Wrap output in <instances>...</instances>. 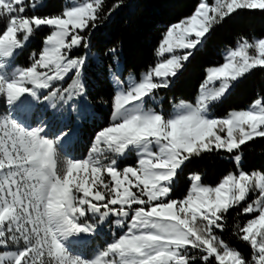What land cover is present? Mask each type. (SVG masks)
<instances>
[{
  "label": "snow or ice",
  "instance_id": "snow-or-ice-1",
  "mask_svg": "<svg viewBox=\"0 0 264 264\" xmlns=\"http://www.w3.org/2000/svg\"><path fill=\"white\" fill-rule=\"evenodd\" d=\"M105 5L66 0L59 13L38 15L43 0H0V100L13 109L35 102L58 112L84 96L91 32L122 0ZM238 11H264V0H199L162 33L154 63L138 76L123 73L116 49H109L110 119L84 157L62 153L68 132L48 136L44 119L28 126L11 112L0 114V264H264V172L242 167V146L264 138V97L214 114L236 82L264 68V36H240L223 64L206 68L194 103L181 100L167 115L154 107L157 92L206 35ZM43 27L49 32L30 65L15 64L17 51ZM80 48L85 52L73 56ZM221 150L233 170L214 186L191 174L186 191L174 196L186 162ZM128 153L136 163L121 167ZM234 208L240 211L231 234L250 247L249 257L218 234ZM105 224L119 234L112 231L90 258L67 247Z\"/></svg>",
  "mask_w": 264,
  "mask_h": 264
},
{
  "label": "trees",
  "instance_id": "trees-1",
  "mask_svg": "<svg viewBox=\"0 0 264 264\" xmlns=\"http://www.w3.org/2000/svg\"><path fill=\"white\" fill-rule=\"evenodd\" d=\"M114 2L115 0H106L105 7ZM198 2L199 0H122L121 7L91 32V47L83 74L85 95L74 99L62 111V115L68 117L69 125L71 120L74 121V135L69 136L71 142L64 144L65 149H70L74 144L78 150L86 153L96 132L109 122L113 87L108 71L112 56L108 50L116 49L115 55L122 65L123 73L138 76L154 63V49L162 33L169 25L190 16ZM65 3L66 0H45L43 7L35 12L38 15L59 13ZM48 32L47 28L40 29L31 42L16 54L14 63L29 66L30 53L39 52L42 37ZM240 36H264V11H238L206 35L204 43L194 50L169 87L158 91V97L162 99L161 105L166 110L165 115L172 104L181 100L194 103L199 86L205 78V69L221 65L223 54L227 48L235 46V41ZM84 52L80 48L74 50L72 55L77 56ZM259 97H264V68H256L236 82L224 99L215 106L214 114L223 116L230 110L247 108ZM242 154V167L245 171L264 172V138H255L242 146ZM229 155L224 151L205 153L202 157L186 162L175 180L174 196L179 197L186 191L190 183L189 176L194 173L202 176L204 184L214 186L225 173L234 168ZM239 211V208L229 211L227 229L221 236L230 245L238 248L245 257H249L250 247L231 234L233 222L237 218L236 213ZM248 218L239 217L241 221Z\"/></svg>",
  "mask_w": 264,
  "mask_h": 264
},
{
  "label": "rangeland",
  "instance_id": "rangeland-1",
  "mask_svg": "<svg viewBox=\"0 0 264 264\" xmlns=\"http://www.w3.org/2000/svg\"><path fill=\"white\" fill-rule=\"evenodd\" d=\"M44 2L45 0H43V5H44ZM42 7H37L36 9H41ZM29 14H31V12ZM43 28H47V27H43ZM20 50H18L17 52H19ZM223 63H224V59H223ZM119 66H120V69L122 70V65L119 64ZM173 78H171V81L173 80ZM43 94L44 93H42V95ZM157 96H158V92H157ZM161 100L162 99L160 98L157 104L154 105V107L157 110L164 112L166 110H165V107L161 105V102H162ZM179 102L172 104L171 109L168 111L167 114L174 112L175 110L174 105L178 104ZM65 109H66V106L63 107V110ZM62 111L53 112L51 109L47 107L46 104L35 103V102L25 105L23 108L17 106L16 108L13 109V108H9V106L3 100H0V114H7L11 112L18 120H20L22 123L28 126H37L39 121L41 119H44L46 122L48 136H55L56 134H59L64 131L68 132V135L65 137L63 144L60 146V151L73 158L84 157L87 154L91 144L88 145L86 153H82L80 150L76 148L77 146H75L74 144L68 150L64 148V144L66 142L67 143L71 142V139H69V136L74 135L73 134V129H74L73 122L74 121L71 120V124L69 125V119L67 116L62 115L63 114ZM66 125H68V127H66ZM119 163L121 167L125 165H129V164L135 165L136 156L134 153H128L126 156L119 158ZM112 231H117V234H119V230L115 229L114 226L112 228ZM112 231L109 230L108 224H105L98 228L95 235L80 234L78 236L72 237L71 239L67 241V247L74 254H79V255H83L85 257L90 258L93 255V253L97 250L98 247H103L106 244V242H110L112 238ZM223 233L218 232L219 235Z\"/></svg>",
  "mask_w": 264,
  "mask_h": 264
},
{
  "label": "clouds",
  "instance_id": "clouds-1",
  "mask_svg": "<svg viewBox=\"0 0 264 264\" xmlns=\"http://www.w3.org/2000/svg\"><path fill=\"white\" fill-rule=\"evenodd\" d=\"M48 219H49V223H51L54 228L59 226L58 221H56L54 218L49 217Z\"/></svg>",
  "mask_w": 264,
  "mask_h": 264
}]
</instances>
